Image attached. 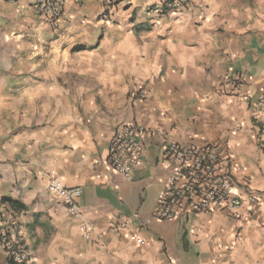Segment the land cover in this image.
Wrapping results in <instances>:
<instances>
[{
	"label": "crops",
	"instance_id": "crops-1",
	"mask_svg": "<svg viewBox=\"0 0 264 264\" xmlns=\"http://www.w3.org/2000/svg\"><path fill=\"white\" fill-rule=\"evenodd\" d=\"M65 0L56 21L32 0H0V224L19 225L32 264H264V124L252 105L264 83V0ZM242 73L239 94L222 91ZM217 147L258 198L241 210L158 221L169 169L163 137L141 139L125 179L95 160L117 126ZM79 189L81 220L46 190ZM239 235V236H237ZM0 264H11L0 249Z\"/></svg>",
	"mask_w": 264,
	"mask_h": 264
},
{
	"label": "built area",
	"instance_id": "built-area-1",
	"mask_svg": "<svg viewBox=\"0 0 264 264\" xmlns=\"http://www.w3.org/2000/svg\"><path fill=\"white\" fill-rule=\"evenodd\" d=\"M114 0H104V11L113 10ZM39 15L56 21L63 12L65 0H32ZM187 0H173L170 8L184 11ZM245 76L242 73H227L222 78V91L225 94H239ZM253 117H260L264 124V83L252 105ZM165 136L137 123H123L116 127L110 138L107 154L97 158L94 167L104 165L115 174L130 179L132 171L142 163L141 139L151 136ZM158 163L169 169L152 206L151 214L158 221L188 220L196 214H210L226 211L235 219H240L244 205L252 209L258 202L257 196L244 183L243 192L233 176V164L223 163L218 149L213 144L178 143L163 137ZM46 190L54 194L66 208L68 214L80 221L85 235L90 228L81 220L77 205L79 189L67 187L60 179L49 176ZM239 236V235H237ZM0 249L11 264H32L33 256L23 239L19 225L8 227L0 224Z\"/></svg>",
	"mask_w": 264,
	"mask_h": 264
}]
</instances>
